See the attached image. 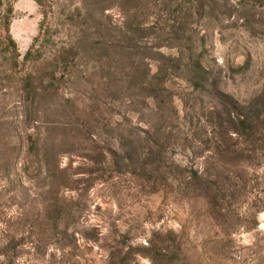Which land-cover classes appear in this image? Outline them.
<instances>
[{"label": "rangeland", "instance_id": "rangeland-1", "mask_svg": "<svg viewBox=\"0 0 264 264\" xmlns=\"http://www.w3.org/2000/svg\"><path fill=\"white\" fill-rule=\"evenodd\" d=\"M0 264H264V0H0Z\"/></svg>", "mask_w": 264, "mask_h": 264}, {"label": "trees", "instance_id": "trees-1", "mask_svg": "<svg viewBox=\"0 0 264 264\" xmlns=\"http://www.w3.org/2000/svg\"><path fill=\"white\" fill-rule=\"evenodd\" d=\"M37 2H40L41 0H36ZM1 28H2V30H3V36L6 38V39H8V43L6 44V47L7 46H9V45H12L13 47H15V42H14V40L10 37V34H9V20H5L4 19V21H3V23L1 24ZM38 39V38H37ZM37 39H35L36 41H37ZM31 55V50L29 49L28 51H27V54H26V56H30ZM35 146V144H34V142L33 141H31V143L30 144H28V149L30 150V148H31V150H32V148Z\"/></svg>", "mask_w": 264, "mask_h": 264}]
</instances>
